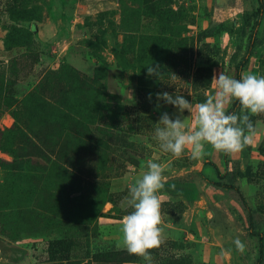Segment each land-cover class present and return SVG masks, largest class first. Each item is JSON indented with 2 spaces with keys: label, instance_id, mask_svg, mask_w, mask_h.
<instances>
[{
  "label": "rangeland",
  "instance_id": "374dc122",
  "mask_svg": "<svg viewBox=\"0 0 264 264\" xmlns=\"http://www.w3.org/2000/svg\"><path fill=\"white\" fill-rule=\"evenodd\" d=\"M257 7L256 0H0V264L148 263L122 246L121 224L133 210L129 188L149 160L165 166L163 242L149 250L151 264H256L258 241L234 191L208 181L239 187L264 237V113H248L252 142L227 158L210 145L202 160L190 151L176 158L155 129L164 112L195 126V105L215 94L213 76L235 78ZM255 40L241 76H264V13ZM151 64L160 66L158 78L147 76ZM40 84L67 118L35 101ZM165 91L194 110L157 101ZM13 124L27 129L23 137L8 131ZM62 124L89 136L59 129L50 138L59 154L48 159L31 149L41 129L55 134Z\"/></svg>",
  "mask_w": 264,
  "mask_h": 264
},
{
  "label": "clouds",
  "instance_id": "9594fccd",
  "mask_svg": "<svg viewBox=\"0 0 264 264\" xmlns=\"http://www.w3.org/2000/svg\"><path fill=\"white\" fill-rule=\"evenodd\" d=\"M146 69L147 76L158 78L161 74L158 64L148 65ZM212 80L215 94L195 105L194 127L190 129L179 116L173 119L167 112L161 114L155 138L163 151L176 158L190 151L192 159L202 160L207 155L206 145L216 152L233 154L242 152L252 142L253 125L248 113H264V76L249 73L235 79L221 71ZM156 99L172 105L180 113L194 110L191 100L183 95L173 96L165 91L157 93ZM234 101L246 110L245 114L228 111ZM156 107H160L159 103ZM146 169L129 188L127 205L133 210L122 218L121 232L122 246L128 254L142 257L151 264L149 250L160 247L163 242L162 201L158 193L164 188L165 166L149 160ZM234 243L238 250L244 251L239 238Z\"/></svg>",
  "mask_w": 264,
  "mask_h": 264
},
{
  "label": "trees",
  "instance_id": "16d2710c",
  "mask_svg": "<svg viewBox=\"0 0 264 264\" xmlns=\"http://www.w3.org/2000/svg\"><path fill=\"white\" fill-rule=\"evenodd\" d=\"M258 7L256 10V16H255V20L254 23L252 25L251 28V32L249 37H247V43L245 46V50L242 54L241 60L239 61V63L237 64L236 68H235V79H240L241 78V73L244 69L247 68L248 64H249V60L250 57L252 55L253 52V48L255 46V37L257 34V28L260 24L261 18L263 16L264 13V0H256ZM45 85L40 84V87H38L36 89V92L33 94L35 96V101H38L39 105L40 103L42 105H49V107H56L55 108V112H60L61 113V118H67L68 117V109L61 105V102H57L56 104L51 100V97L47 96L46 91H45ZM41 101V102H39ZM49 103H48V102ZM240 104L238 101H234L231 104V108L228 109L229 112H236L239 108H240ZM63 126L60 125L61 128H55L57 131H55L54 134V128H50L49 130L47 129H41L39 131V133L37 135H35V138L37 139V142H39L40 144H37L36 141H31L30 142V147L32 150H36L37 153H39L40 155H43L44 157H46L48 159V157L52 156H57V154H59V148L57 149L56 147V143H54L52 141L53 138L58 136V130L61 129L64 132L66 130L69 131H74L76 133L77 136L79 137H84L85 135H87V137L89 136V133L87 131V128L84 127H70V125L66 124H62ZM26 129V128H25ZM25 129L21 128V126L18 124H13L10 128H8V131H11V134H15L17 133L18 135H21L22 137L25 135ZM27 130V129H26ZM54 134V136H52ZM59 137V136H58ZM50 138H52L50 140ZM86 138V137H85ZM57 149V151L55 150ZM11 152H15L14 149L10 150ZM224 157L227 158V154L223 153ZM206 163H210V161H207ZM211 164V163H210ZM209 184L217 186V187H227L228 189H231L232 191H234V198L236 201H238V203L240 204V206L242 207L243 211L246 213L247 219H248V223H249V228H250V233L252 236H254L257 241H258V257H256V264H261L263 261V257H264V237H263V233L261 231H258L256 229V225L253 219V213L251 208L249 207V205L246 202V199L242 193V191L239 189V187L233 185V184H224L222 182H215L212 180L208 181Z\"/></svg>",
  "mask_w": 264,
  "mask_h": 264
},
{
  "label": "crops",
  "instance_id": "0c3cea01",
  "mask_svg": "<svg viewBox=\"0 0 264 264\" xmlns=\"http://www.w3.org/2000/svg\"><path fill=\"white\" fill-rule=\"evenodd\" d=\"M146 264H148V263H146Z\"/></svg>",
  "mask_w": 264,
  "mask_h": 264
}]
</instances>
